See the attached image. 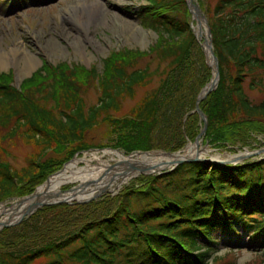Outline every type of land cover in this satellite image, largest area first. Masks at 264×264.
Masks as SVG:
<instances>
[{"label":"trees","instance_id":"obj_1","mask_svg":"<svg viewBox=\"0 0 264 264\" xmlns=\"http://www.w3.org/2000/svg\"><path fill=\"white\" fill-rule=\"evenodd\" d=\"M196 1L207 20L219 69L217 87L199 103L207 119L204 138L215 147L227 141L234 145L235 140L246 145L256 130L264 131L256 128L264 121V100L251 103L243 87L248 81L250 88L264 93V0ZM146 3L141 26L158 34L150 51L168 65L157 87L126 115L104 119L112 129H121L112 132L119 137L114 145L127 153L153 148L174 152L203 125L196 111L189 112L212 72L190 28L185 0ZM141 56L130 51L112 54L102 62L101 72L69 70L63 63L53 68L43 62L19 88L11 85L9 75L0 74V126L14 123L13 130L25 128L45 150L64 146L61 152H66L51 164L32 160L20 173L0 157V203L33 193L82 146L70 149L71 141H80L104 113L120 111L123 100L133 99L137 88L152 82L156 72L135 69ZM44 71L57 86L55 110L38 100L42 95L36 80ZM93 83L99 103L85 110L80 93ZM139 180L140 187L125 188L116 196L46 206L18 225L4 227L0 264H33L40 258L47 259L46 264H216L215 231L238 241V228L263 248L264 263V161L234 166L182 163L169 173ZM43 229L56 230L58 238L44 242Z\"/></svg>","mask_w":264,"mask_h":264},{"label":"rangeland","instance_id":"obj_2","mask_svg":"<svg viewBox=\"0 0 264 264\" xmlns=\"http://www.w3.org/2000/svg\"><path fill=\"white\" fill-rule=\"evenodd\" d=\"M192 1L198 5L196 0ZM19 4L22 5L21 2ZM146 4V0H40L39 2L20 7L13 6L5 9L0 7V57L2 58H0V74L9 75L11 77V85L15 88H19L23 80L29 78L39 70L43 62L48 67L53 68L63 63L69 70L75 69L78 71L79 68L87 70L93 68L101 72L103 68L102 62L105 59L112 54H119L124 51L139 52L143 55L138 59L135 69L142 70L148 68L150 72H156V75L148 86L136 89L133 99L122 101L120 111H107L98 119V123L95 126L90 127L83 133L80 141H71L67 145L71 146L70 149L75 148V144L78 143H82V146H77V150L69 160L63 162L61 167L51 172L39 185L35 186L33 193L37 187L46 183L50 176L60 171L72 159L81 158L93 152L100 153L103 150L119 151L126 156L158 152L174 154L182 152L189 144L194 145L196 139L200 137L201 145L198 147V150L200 147H206L209 150V158L217 156L221 158H227V156L233 157L246 151L253 153V155H247L246 159L238 161L239 163L235 161L221 165L234 166L245 162L259 163L264 161V154L254 153L257 150L264 149V131L261 130H256L246 145L235 140L234 145H231L232 142L227 141L226 146L215 147L205 140V132L202 136L199 135L203 128L202 125L193 140L185 139L184 145L174 152L153 148L146 151L137 150L127 153L123 149L115 147L114 143L117 142L119 137L112 134V132L116 133L117 130L120 131L121 129L113 128V130L106 119L117 120L126 115L145 95L157 87L159 80L162 78V72H164L168 65V62L160 63L155 53L150 51L159 40V36L155 31L141 26L142 8ZM79 6H82L84 10L86 9L89 12L95 11L99 7L100 14L95 18L91 13H87L86 22H84V18L81 21L78 16L82 11H77ZM147 16H151L150 12H147ZM194 23L196 22L194 21ZM204 24L207 30L206 19ZM27 59L33 60L34 66L32 69H27L24 64V61ZM49 77L50 75L46 72L36 80V87L42 95V100H38L46 108H54L53 110H55L58 104L56 98L57 86L55 83L52 84L51 80L53 79L50 77V80ZM260 78L264 82V72L261 73ZM248 84L249 82L247 81L243 85L247 98L253 104L261 103L264 100V93L259 88H250ZM98 91L96 83H93V87L82 88L80 99L85 110L91 106L98 105ZM194 112L195 109L189 113L192 114ZM186 116L184 115L182 123L186 122ZM260 123L261 125L256 126V128L264 130V121ZM14 125L12 123L11 127L0 126V157L10 166L13 172L20 173L28 167L29 162L32 160H40L41 162L51 164V161L62 159L65 155L66 152H61L64 146H56L47 151L41 144L34 142L30 138V133L25 128H21L18 131L13 130ZM198 125H200V122ZM166 137L164 136V138ZM155 142L153 141L151 145L153 146ZM108 163L105 167L108 170L107 173L113 172L115 169H112L111 166H114V162L110 161ZM91 164L97 167H99L98 165H105L98 161H92ZM49 167L52 168L53 165ZM151 175L141 173L125 182H122V180H118L116 183L112 182L114 183L112 188H108L106 192L94 200H100L104 196H116L125 188H138L140 187V177ZM73 186L76 185H66L63 188L68 189ZM30 195L21 198L24 199ZM14 199H20V197L13 198L12 200ZM36 227L40 229L43 226L39 223ZM214 236L219 239L218 250L213 254V259L217 257L218 260L216 264L223 263L224 261L228 262L232 259H234V264H264L261 261L263 260L261 255L263 248L258 247L250 239L249 232H240V240L238 242L235 239L234 241L230 238L227 239V235L220 233L218 230L215 231ZM57 238L58 234L56 230H44V242L54 241ZM228 241L233 244L226 243ZM229 247L237 248L230 249ZM46 263L47 259L40 258L33 264Z\"/></svg>","mask_w":264,"mask_h":264},{"label":"bare ground","instance_id":"obj_3","mask_svg":"<svg viewBox=\"0 0 264 264\" xmlns=\"http://www.w3.org/2000/svg\"><path fill=\"white\" fill-rule=\"evenodd\" d=\"M189 1L193 7L194 20L196 22L193 24L196 39L200 44L204 45L209 54V42L211 38L207 33L206 26L201 19V14L196 8V4L192 0ZM79 10L82 12L78 18L81 21H83L82 19L84 18V22H86L87 13H91L95 18L100 14L99 7L96 8L95 11L89 12L86 11V9L84 10L82 6H79L77 11ZM209 61L213 66L214 60L211 56H209ZM24 64L26 65L27 69H32L34 66V62L31 59L25 60ZM212 75V79H210L209 83L207 84V88L212 86L214 83L215 72H213ZM200 145L201 139L198 138L194 145L189 144L182 152L174 153L172 155H164L163 153L158 152L149 154H132L126 156L119 151L103 150L100 153L93 152L85 155L84 157L75 158L68 162L59 172L50 176L46 183L37 187L32 196H30L28 199L20 198L14 199L16 201L12 200L13 202L6 201L0 203V229L4 224L15 223L21 218L29 215L32 211H34L33 209H36L37 206L42 203L47 204L57 201H63L67 203L89 202L90 200L95 199L102 193L106 192L108 188H112L113 184L118 182V180L125 182L141 173H154L157 168H167L182 158H193L197 156L200 159H208L210 157L208 155L209 150L206 147H200L198 150ZM249 154L251 153L246 151L233 157L227 156V158H221L220 156H217L211 157L209 159L216 162L225 163L233 162L239 156L245 157ZM92 161H98L105 165H98L99 167H97L91 164ZM110 161L114 162L112 169L115 170L113 172L107 173L108 170H106L105 167ZM66 185L76 186H73L71 191H65L63 187ZM92 185L94 186L92 189H90Z\"/></svg>","mask_w":264,"mask_h":264},{"label":"water","instance_id":"obj_4","mask_svg":"<svg viewBox=\"0 0 264 264\" xmlns=\"http://www.w3.org/2000/svg\"><path fill=\"white\" fill-rule=\"evenodd\" d=\"M186 4H187V7L189 9V11L191 12V17L192 19L194 20V13H193V7L190 3L189 0H185ZM196 8L198 9L199 11V8H198V5L196 4ZM201 19L203 20V22L205 23V17L204 15H201ZM207 33L210 37V31H209V28L207 26ZM201 47L203 49V53H204V56H205V62L206 64L211 68L212 70V74L213 72H215V79H214V83L212 84V86L208 87L207 88V84L202 88V90L199 92L198 94V97L196 99V104H195V111L199 114V117L200 119L202 120L203 122V128L201 129L199 135L201 136L204 132H205V129L207 127V119L206 117L203 115V113L201 112V110L199 109V103L202 99H204L206 97V95L211 92L212 90H214L218 84V80H219V71H218V63H217V59L216 57L214 56L213 54V51H212V43H211V40L209 42V49H210V53L208 54L206 48L204 47L203 44H201ZM209 56H211L214 60V63H213V66H212V63L209 61ZM213 76V75H212ZM212 79V78H211ZM199 138V137H198ZM198 138L196 139V141L198 140ZM195 141V143H196ZM255 154H264V149H260V150H257L256 152H254ZM164 155H172L170 153H166ZM253 155V153H252ZM244 158L243 157H238L236 158V162L240 161V160H243ZM73 160V159H72ZM233 161V162H235ZM182 163H202V164H225V163H230V162H225V163H220V162H216L214 160H211V159H200L198 158L197 156L196 157H193V158H182L181 160L177 161L176 163L172 164L171 166L167 167V168H157V170L154 172V173H149V174H145V175H150V174H157V175H161V174H165V173H169L171 171H173L177 166L181 165ZM66 165V164H65ZM64 165V166H65ZM63 166V167H64ZM62 167V168H63ZM113 166H111L112 168ZM147 168H151V167H147ZM59 172V171H58ZM57 173V172H56ZM143 174V173H142ZM48 180V179H47ZM67 191H71V189L67 190ZM32 196V195H30ZM30 196L26 197V199H28ZM71 204V203H67V202H63V201H57V202H52V203H42L40 205L37 206L36 209H33L34 211L37 210V209H40L42 207H45V206H53V205H58V204ZM76 203H81V204H84V203H87V202H76ZM32 211L29 215L25 216L24 218H21L20 220H18L17 222L15 223H10V224H4L2 228L4 227H7V226H15L19 223H21L26 217L30 216L31 214H33ZM0 229V230H1Z\"/></svg>","mask_w":264,"mask_h":264}]
</instances>
